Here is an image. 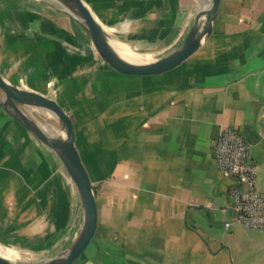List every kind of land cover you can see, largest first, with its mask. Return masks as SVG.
I'll return each instance as SVG.
<instances>
[{
	"label": "crops",
	"instance_id": "1",
	"mask_svg": "<svg viewBox=\"0 0 264 264\" xmlns=\"http://www.w3.org/2000/svg\"><path fill=\"white\" fill-rule=\"evenodd\" d=\"M84 1L114 39L159 59L210 0ZM0 72L53 87L73 120L99 213L76 264H264V232L234 221L231 191L243 188L214 150L224 130L240 132L264 192V0H221L199 52L159 76L114 71L48 0H0ZM0 216V242L37 263L67 252L83 225L61 159L2 108Z\"/></svg>",
	"mask_w": 264,
	"mask_h": 264
},
{
	"label": "water",
	"instance_id": "2",
	"mask_svg": "<svg viewBox=\"0 0 264 264\" xmlns=\"http://www.w3.org/2000/svg\"><path fill=\"white\" fill-rule=\"evenodd\" d=\"M72 18L85 30L98 56L114 71L132 76H159L171 72L188 62L203 47L213 32L221 0H210L200 10L195 22L180 47L163 58L150 62H134L123 57L114 47L119 42L103 26L84 0H48ZM22 107L41 109L51 113L59 125L58 135H51ZM0 108L53 150L63 162L83 209V225L72 246L64 254L36 264H76L93 244L98 226V204L94 184L75 143L74 123L58 101V91L49 87L42 94L28 86L10 83L0 72ZM1 223V216H0ZM0 247L8 248L0 242ZM0 264H11L0 254Z\"/></svg>",
	"mask_w": 264,
	"mask_h": 264
},
{
	"label": "built area",
	"instance_id": "3",
	"mask_svg": "<svg viewBox=\"0 0 264 264\" xmlns=\"http://www.w3.org/2000/svg\"><path fill=\"white\" fill-rule=\"evenodd\" d=\"M218 168L237 178L241 188L231 191L235 222L264 232V192L257 188L256 166L244 136L234 129L224 130L214 144Z\"/></svg>",
	"mask_w": 264,
	"mask_h": 264
},
{
	"label": "bare ground",
	"instance_id": "4",
	"mask_svg": "<svg viewBox=\"0 0 264 264\" xmlns=\"http://www.w3.org/2000/svg\"><path fill=\"white\" fill-rule=\"evenodd\" d=\"M113 45L118 50V52L126 59H129L134 62H150L151 61L150 57L143 56V55H140L134 52L126 44L124 45L121 42H114ZM46 131L50 133L51 135H58L56 130L54 131L53 129L49 127H46ZM0 254L4 258L9 260L11 264H22V261H21L22 255L13 249L0 247Z\"/></svg>",
	"mask_w": 264,
	"mask_h": 264
},
{
	"label": "rangeland",
	"instance_id": "5",
	"mask_svg": "<svg viewBox=\"0 0 264 264\" xmlns=\"http://www.w3.org/2000/svg\"><path fill=\"white\" fill-rule=\"evenodd\" d=\"M29 113L41 125H43L45 127H49L51 129H53L54 131L56 130V132H58L60 130L59 125L55 120V117L53 115H51V113L46 112V111H42L41 109H33V111H32V108H31V112H29ZM10 248L13 249L12 247H10ZM21 255H22V257H21L22 264H36L37 263V261H35L33 258H31V256H28L25 254H21Z\"/></svg>",
	"mask_w": 264,
	"mask_h": 264
}]
</instances>
